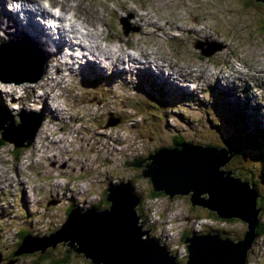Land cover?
Segmentation results:
<instances>
[{"label": "rangeland", "instance_id": "rangeland-1", "mask_svg": "<svg viewBox=\"0 0 264 264\" xmlns=\"http://www.w3.org/2000/svg\"><path fill=\"white\" fill-rule=\"evenodd\" d=\"M55 1L73 4L71 0ZM80 1L82 14L75 22L79 31L76 36L79 41L89 44L87 48L93 41L88 35L89 28L92 30L96 25L98 30L106 31L108 37H122L124 41L120 42L123 46L133 45L123 48L120 43L99 42L104 50L115 53L116 57L119 50H125L121 55L124 69L137 63V60H129L130 64L125 62L134 55L144 62L146 58L153 61L156 58L164 63L165 69L161 72L156 67L152 68L153 65L145 69L139 63L137 68L134 67V77L126 75L120 78L119 72L106 68L107 71L102 70L104 78H98L96 72H90L83 59L85 66L80 77L69 79L61 71L58 78L62 77V80L57 78L52 84L51 92L54 91L46 100L49 106L54 107V101L50 99L56 95L58 101L55 106L68 109V115L64 117L68 128L67 125L61 128L58 124L47 126L43 113L48 112L42 110V96H39L45 93V87L53 80L48 75H52L56 66L48 65L47 59L46 70L44 66L40 73L37 58H30V62L27 58L26 61L15 58L19 63L18 69L28 74L22 77L7 66L14 60L0 61V98H4L3 101L0 99V109L4 107L0 117L7 111L12 114L6 128L20 124V116L27 118L22 121L23 128H16L17 134L13 138L15 141L24 140H21L23 147L16 146L20 141L17 144L7 141L0 147V264H51L64 256L67 261L62 264H91L82 255L69 251L68 243L64 242L54 248L49 245L44 253L36 251L15 256L11 252L16 249L22 232L43 234L48 228H57L59 219L65 218V210H69L71 204L108 206L105 201L108 181L120 176L121 181L127 177L141 197L137 207L142 217L141 224L147 225L149 233H156L159 241L162 234L167 233L178 243L166 245L169 253H175L176 259L185 260L183 239L190 231H216L234 237L243 233L247 228L244 222L217 220L215 213L192 207L188 197L169 199L161 194L151 199L149 180L141 176L142 167L137 168L132 163L146 158L148 150H154V144H173L176 137L225 144V136L239 135L246 153L230 162L258 175V199H264V4L255 0ZM42 2L46 5L45 1L39 0L40 4ZM119 4L130 6L139 15L148 14L152 18L149 23L153 26L138 22L134 14L123 12L125 10ZM50 24V21H44L45 27ZM181 25L183 30L177 28ZM0 27L5 32L4 38L8 39L0 41V45L22 41L20 37L12 38L16 31L14 25L0 24ZM24 39L29 43V39ZM200 44L206 51L214 50V53L209 57L202 56L201 49L197 48ZM31 49L42 57L40 51L33 46ZM66 49L69 51L70 48ZM74 50V55L83 56L85 53L88 56L87 50L83 49L82 53ZM19 54L22 58L23 54ZM60 62L63 65L61 59ZM76 66L73 69L77 72L80 67ZM192 69H198L192 72L194 76L191 77L193 80L198 77V82L180 81L181 76L191 73ZM37 73H40L39 78L30 82L39 84L45 77H50L49 84L33 86L28 81L24 83L23 78H36ZM165 77L175 82H167ZM92 79L94 81L86 85L87 80ZM19 82L25 85L21 84L22 87L31 88L35 96L29 93V89H26L29 92L20 89ZM58 82L60 84L54 87ZM11 87H16L18 92L10 98L7 88L11 90ZM32 88L37 89L34 91ZM37 103L41 104L43 113L35 109L39 105ZM37 121L42 123L33 139L35 142L27 145L29 136L25 132L31 131L33 128L28 126L34 127ZM0 126L4 128L2 124ZM43 128L44 135L41 132ZM52 131L57 133L51 134ZM2 133L0 130V136ZM3 135L9 139V135ZM57 145L65 152L60 158L52 156L55 152H50ZM56 152L60 156L58 150ZM3 180L5 184H2ZM4 185L10 187L5 188ZM260 202L259 199L258 204L262 208L259 221L264 222V204ZM188 220L193 221L189 223ZM202 224L206 226L200 227ZM50 243L52 240L33 247ZM246 264H264V235L256 238Z\"/></svg>", "mask_w": 264, "mask_h": 264}, {"label": "water", "instance_id": "water-1", "mask_svg": "<svg viewBox=\"0 0 264 264\" xmlns=\"http://www.w3.org/2000/svg\"><path fill=\"white\" fill-rule=\"evenodd\" d=\"M255 1L264 4V0ZM197 48L201 49L202 56L214 53V50L206 51L202 44ZM26 51L24 58L30 62L35 56ZM5 58L1 54L0 61H9ZM7 66L22 76L28 75L18 69V61H10ZM24 81L33 80L25 78ZM41 123L37 121L31 131H24L29 136L27 145L34 141ZM0 130L4 132L2 126ZM5 132L2 133L4 140L15 144L20 141L16 146L23 147L22 139L15 141L10 136L8 139L3 135ZM220 146L225 147L220 149ZM148 152L146 158L135 160L132 165L142 167L141 176L149 180L153 192L169 199L188 197L192 207L215 213L222 220L242 221L247 225L246 230L237 237L216 231H190L183 239L185 260L176 259L165 242L156 239V233H149L147 225L142 226L137 212L141 197L134 191L132 182L127 177L121 181L120 176L108 181L105 200L109 205L103 210L94 208L93 203L75 205L68 214L65 210V218L59 219L57 228H48L43 234L29 233L14 255L44 253L49 245L54 248L64 242L68 243L69 251L82 255L91 264H246L257 238L261 209L257 204L258 175L230 162L246 153L245 146L242 152L230 144L184 140L177 145L154 144V150ZM249 174L251 179H245ZM51 240L50 244L33 247Z\"/></svg>", "mask_w": 264, "mask_h": 264}, {"label": "bare ground", "instance_id": "bare-ground-1", "mask_svg": "<svg viewBox=\"0 0 264 264\" xmlns=\"http://www.w3.org/2000/svg\"><path fill=\"white\" fill-rule=\"evenodd\" d=\"M43 1H45L46 5L44 4V2H42L40 4L39 0H0V24H2V25H4V24L14 25L16 31H15L14 36H12V38L15 39V37H20L21 40H23V38H27V39H29V44L31 46H33L37 51L41 52L42 57H41V61L39 62V71L40 70L42 71L44 66H45V70H46L48 62H49L48 65L53 64L52 67L56 66L55 67L56 69L52 70V73H51L52 75H48V72L46 73V75L50 76L53 79L50 82V84H49L50 77H48V78L45 77L39 83V84H43V86H46L49 84L48 87H45V89H46L45 93H43V95H39V96H42V98H41L42 99L41 103L43 105L42 110L46 111L48 113L44 114L42 111H40V106H41L40 103H37L39 105L37 108H35V109H37L43 113V115H44L43 118L45 120H47L45 122L47 124V126L51 127L54 124H58L59 127L62 128L64 125H67L66 121L64 120V117L66 115H68V113H67L68 109L66 110L62 107L60 108L61 105L55 106L56 105L55 103H57V101H58V97H56V95H55L54 97H51V99L49 98L51 100V102L54 101L53 102L54 107L49 106L48 103L46 102V100L48 99V96H50V94L54 91V90H52V92H51V86L55 81H57L58 75L61 74V71L63 72V75L65 77H69V79H75L76 77H80L82 75L81 71L85 66L83 64V59H85L87 66L90 67V72L92 74L96 72V74H97L96 76L98 78L105 76L104 73H102V70L104 69V71L105 70L107 71L106 68H109L110 71H112V72H113V70L115 72H119L120 78H122L123 76H126V75H129L130 77L133 75V77H134V74H133L135 72L134 67L137 68V65L139 66V63H141V65H143L145 67V69H148V67L152 66V65H153L152 68L156 67L159 70H161V72L165 69L164 68L165 66L163 65L164 63L159 62L156 58L154 61L149 59V58H146L147 60H146V62H144V60L141 61V60L136 59L135 56H138V55L131 56V59L127 58L128 60H125V62L130 64L129 60H132V61L137 60V63L134 64V67H132L133 66L132 65V66H130L129 69H127V70L124 69L122 67V62H124V61H122L123 57H121V55L124 53L125 50L123 51V49H122L123 52L121 50H119L120 54L116 57L115 53H113V52L111 53L108 50H104L105 48L100 46V44H99V42L102 41L105 43H120L123 46V44L120 42V41H124V39L122 37H114L113 35H111V36L109 35L110 37H108V36H106V31L104 33V30H98L97 26L94 25V26H92L93 28L91 27L92 30L89 28V31H88L89 37L91 38V40H93V41H90L92 43V46H91V44L89 46L90 49H89V47L87 48V46H86L89 44L84 43L82 40L81 41L78 40L76 34L79 35V31L77 29V25L75 24V22H77L79 19L77 17L80 14H82V13H80L81 10L79 11V7L81 5L80 3L82 1L71 0L73 2V4H68V5L65 3L56 2L55 0H43ZM5 3L7 4V6ZM124 3H126V2H124ZM119 6L121 7V9L125 10L123 12L128 11V12L134 14L135 18L136 17L138 18V22L144 23L143 25L153 26V24L149 23L150 19L152 20V18L149 17L148 14L139 15L136 12V10H134L133 8H130V6L120 5V4H119ZM50 8L55 9L56 12H51ZM77 13H79V14H77ZM20 14H23V16L21 17ZM98 19H99V21H101V17H99ZM80 20H81V18H80ZM44 21H50L51 22L50 26L45 27ZM170 23L168 22V24H170ZM156 24H158V23L156 22ZM157 27L160 30H162L159 26H157ZM177 28L179 30H183L182 25L178 26ZM0 30L2 31V33H0V35H1L0 41H2L4 39L8 40V39L4 38L5 32L1 27H0ZM18 30H19V32H18ZM190 32H192V31H190ZM181 33L183 34V32H181ZM9 36L11 37V35H9ZM80 36L82 38H85V40H87L84 35L80 34ZM98 39H99V41H98ZM20 42L23 43V41H20ZM31 42H35L39 46L33 45ZM10 43H4V42L2 43L1 46H3V47H1L0 55L2 54L4 56L10 57V58H5L6 60H9V61L14 60L15 58H18L20 61H26L24 56L27 54V51L24 48V46L22 44L13 45L12 42H10ZM126 46L133 47V45L126 44L125 46H123V48H125ZM47 48H49V51H47ZM66 48H68V49L70 48L69 51L71 50L72 52L70 51V53H69V51ZM74 49L80 50L81 53H82L83 49L87 50L88 56H86L85 53H83V56H79L77 54L74 55V52H75ZM7 51H9V52H7ZM20 52L23 54L22 58H20V54H19ZM141 53L143 55L142 51H141ZM9 55H11L15 58H12ZM68 55H70V56H68ZM125 55H124V57H125ZM144 55H147V54H144ZM147 56H150V55H147ZM80 57H83V58H80ZM84 57H86V58H84ZM150 57L154 58V56H150ZM71 58H77V59L71 60ZM47 59H48V62H46ZM60 59L63 61V65L60 62ZM76 64H78L77 66L80 67V70L77 72L75 71V69H73V67L76 66ZM62 66H65V68L63 69ZM77 66L75 68H78ZM194 70H198V69H192L191 73L189 72V73H186L187 75L185 74L186 76L182 75L180 81L187 82L190 80L189 81L190 83H197L198 77L195 78L194 80H193V78H191L194 76L192 74V72ZM41 71H40V73H41ZM64 71H67V72H64ZM40 73L37 75L36 78H35V76H33L30 79H32L33 81L37 80L39 78ZM105 78H107V76ZM165 78L168 79L167 82L169 80L171 81V83L175 82L174 80L170 79V77L169 78L165 77ZM58 79H59V81H61L62 77H59ZM66 79H68V78H66ZM160 79H161V77H160ZM93 81H94V79H92V81L87 80L88 84L86 83V85H89V83L91 84ZM25 82H27V81H24V83ZM126 82L130 83L127 80V78H126ZM19 83H20L19 84L20 86H21V84L23 86H25L22 82H19ZM37 83L38 82H35V83L29 82L28 84H31L33 86L34 85L39 86V84H37ZM59 84H60V82L56 83L54 85V87H57ZM86 85H84V86H86ZM1 89H3V88H1ZM20 89H24L25 91H28L26 89H29L30 92L29 91L28 92L31 93L33 95V97L35 96L34 95L35 92H32L31 88H29V87L26 88V87L21 86ZM32 89L34 91H36L37 88H32ZM7 90L9 91L8 95L10 98L13 97V95L18 92L16 87H11V90H9L7 88ZM0 99L3 101L4 98H0ZM17 100H19V99H17ZM29 101H30L29 105H31V108H32L33 104L31 103V99ZM248 102H249V100H248ZM23 106L25 107V105H22L21 107H23ZM3 109H4V107L2 109H0V113H1V111L3 112ZM20 109H22V108H20ZM13 113H15V112H13ZM10 115H12V114L7 111L6 115H4L3 117H0V125L2 124L4 126V128L6 130H8L7 133L9 134V136L12 135L13 136L12 139H13L16 137V134H17L16 128H18V126L22 125V121L24 119H27V118L20 116V124L18 123V125L16 127L11 125L10 128H6L5 126L8 122V119H11ZM28 127L33 128L30 125ZM67 128H68V125H67ZM65 130L66 129L62 130L61 132L64 133L63 131H65ZM47 131H49V130H47ZM41 132L44 135V132H45L44 128L41 130ZM7 133L5 132V134H7ZM56 133H57V131H52L51 134L55 135ZM45 138H46L45 140L47 141L48 136L46 135ZM56 144H58V143H56ZM58 145L54 151H50V152H55L52 154V156L57 155V158H60L61 156L64 155L65 152L63 150H61V148H59ZM56 150H58V152L60 153V156H58ZM31 163H30V165H31ZM38 163L40 164V162H38ZM26 169H27V167H26ZM17 179H18V177H17ZM2 184H5L4 180H3ZM17 185H18V183H17ZM25 185H26V181H25ZM4 186H5V188L10 187V186L7 187V185H4ZM21 189L23 190V188H21ZM23 191L26 192L25 190H23ZM70 193H72V195H74V192H70ZM78 196H81V195L78 194ZM258 208H260V207L258 206ZM260 209L262 211V208H260ZM261 211H260V213H261ZM260 213L258 215V218L260 217ZM188 221H189V223H191L193 220H188ZM200 227H203V224L200 225ZM162 235H163L162 240L170 241L166 237V233H164Z\"/></svg>", "mask_w": 264, "mask_h": 264}, {"label": "trees", "instance_id": "trees-1", "mask_svg": "<svg viewBox=\"0 0 264 264\" xmlns=\"http://www.w3.org/2000/svg\"><path fill=\"white\" fill-rule=\"evenodd\" d=\"M160 89H162L163 90V88H161L160 87ZM162 93V92H161ZM241 119H242V117H240ZM5 142H7L6 140H4V138L3 137H1L0 136V147H3V145L5 144ZM184 142V140L182 139V138H180V137H176V138H174V141H173V144L174 145H177V144H180V143H183ZM229 142V143H228ZM187 143V142H186ZM231 145V146H233L234 148H236V150L237 151H239V149L242 151V152H244V146H245V144H244V142H243V139L241 138V136H239V135H230L228 138H227V143H225V145ZM225 147V146H224ZM224 147H219L220 149L221 148H224ZM157 150V149H156ZM245 179H247V180H250L251 179V174H249L248 175V177L247 178H245ZM244 180V179H243ZM244 181H246V180H244ZM254 183V182H253ZM254 185H255V183H254ZM159 195H161L160 193H155V192H153V191H151V193H150V197L152 198V199H154V198H157V196H159ZM260 199V204L262 205V204H264V199L263 198H259ZM258 199V200H259ZM258 200H257V204H258ZM106 201V200H105ZM108 204V203H107ZM258 206H259V204H258ZM73 207V208H72ZM74 207H75V205H73V206H71L70 208H68L69 210L67 211V214L72 210V209H74ZM94 208H96V209H99V210H103V208H101L99 205H97V206H94ZM212 215V214H211ZM215 219H217V220H222V219H219L217 216H216V218ZM234 220H236V219H231V220H222V221H227V222H232V221H234ZM256 233H257V237H260V236H262V235H264V222H262V221H259V223H258V226H257V229H256ZM27 235H29V234H27L26 232H22V235L20 236L21 238L19 239L20 241H19V243L16 245V249L15 250H13L11 253H12V255L15 253V251L18 249V246L21 244V242H22V240L27 236ZM224 236V235H223ZM226 236V235H225ZM185 238V237H184ZM67 261V259H66V257L64 256V257H62L61 259H56V260H54L51 264H62V263H65ZM35 264H39V263H35Z\"/></svg>", "mask_w": 264, "mask_h": 264}, {"label": "clouds", "instance_id": "clouds-1", "mask_svg": "<svg viewBox=\"0 0 264 264\" xmlns=\"http://www.w3.org/2000/svg\"><path fill=\"white\" fill-rule=\"evenodd\" d=\"M19 40H21V39H19ZM23 41V43H21V42H19L18 44H13V45H19V44H22L23 46H24V48L26 49V50H28L30 53H32L34 56H35V58H37V61L38 62H40L41 61V56L38 54V53H36V52H34L32 49H31V45L27 42V40H22ZM26 41V42H25ZM1 47H3V46H1L0 45V52H1ZM35 71H36V69H35ZM35 71H34V73H35ZM19 73V72H18ZM34 73L32 74V75H34ZM20 74V73H19ZM39 73H37V75H38ZM21 75V74H20ZM36 75V76H37ZM8 76V75H7ZM22 76V75H21ZM22 77H24V76H22ZM23 79H25V78H23ZM27 80V79H26ZM32 80V79H31ZM29 82V81H28ZM19 120H20V118H19ZM2 137V136H1ZM137 212H138V214H139V209H137ZM140 218H142L141 216H140ZM142 226H143V224H142Z\"/></svg>", "mask_w": 264, "mask_h": 264}, {"label": "built area", "instance_id": "built-area-1", "mask_svg": "<svg viewBox=\"0 0 264 264\" xmlns=\"http://www.w3.org/2000/svg\"><path fill=\"white\" fill-rule=\"evenodd\" d=\"M152 199V198H151ZM154 199H156V198H154ZM144 226V225H143ZM206 225H204L203 224V227H205ZM152 227H154V225H152ZM166 237L170 240V241H164V240H161V241H164L165 242V246L167 245V244H176V245H178V243H176V241H175V239H173L171 236H169V235H167V233H166ZM156 239H158V238H156ZM159 240V239H158ZM167 247V246H166ZM186 250V249H185ZM185 256H186V254H185Z\"/></svg>", "mask_w": 264, "mask_h": 264}]
</instances>
